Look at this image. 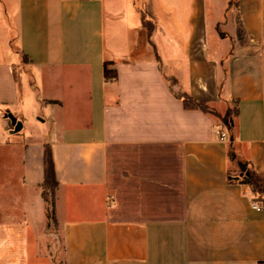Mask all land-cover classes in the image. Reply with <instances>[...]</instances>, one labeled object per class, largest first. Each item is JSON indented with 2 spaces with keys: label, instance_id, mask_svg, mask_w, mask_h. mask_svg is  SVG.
<instances>
[{
  "label": "crops",
  "instance_id": "0c3cea01",
  "mask_svg": "<svg viewBox=\"0 0 264 264\" xmlns=\"http://www.w3.org/2000/svg\"><path fill=\"white\" fill-rule=\"evenodd\" d=\"M225 8L0 0V264H264V0Z\"/></svg>",
  "mask_w": 264,
  "mask_h": 264
},
{
  "label": "trees",
  "instance_id": "16d2710c",
  "mask_svg": "<svg viewBox=\"0 0 264 264\" xmlns=\"http://www.w3.org/2000/svg\"><path fill=\"white\" fill-rule=\"evenodd\" d=\"M142 15L144 17V13H142ZM144 24L147 26V34L150 35L152 29L154 28V22L148 23L147 21H144ZM238 32H240V27H238ZM108 65H109L108 63L104 64V70H103L104 77L108 80L115 79L116 71L115 69L109 68ZM171 80L176 82V79H171ZM175 95L182 99L185 108H200L202 110H208L206 104L195 101L191 96H189L187 93H185L180 89L175 92ZM234 111L236 112V110L234 109H229L227 115L232 114ZM43 158H44V181L41 184L42 194L46 204L47 215L51 219H54V193L57 187V181L55 179L53 161L51 158V151L48 145H45L44 147ZM247 172H248L247 178L245 179V181L251 183L255 191L258 192L261 191V185L259 184L258 180L254 179L249 171Z\"/></svg>",
  "mask_w": 264,
  "mask_h": 264
},
{
  "label": "rangeland",
  "instance_id": "374dc122",
  "mask_svg": "<svg viewBox=\"0 0 264 264\" xmlns=\"http://www.w3.org/2000/svg\"><path fill=\"white\" fill-rule=\"evenodd\" d=\"M221 1H225V9H226V13L229 11V13L231 14V18L233 19L237 12H236V6H237V0H221ZM228 13V14H229ZM227 17V14L225 15V18ZM13 24H11L12 26ZM234 28L233 26L229 25L228 21L222 25V33H227L228 30ZM9 47L10 48H15L14 42L10 41L9 42Z\"/></svg>",
  "mask_w": 264,
  "mask_h": 264
},
{
  "label": "built area",
  "instance_id": "2783aa9c",
  "mask_svg": "<svg viewBox=\"0 0 264 264\" xmlns=\"http://www.w3.org/2000/svg\"><path fill=\"white\" fill-rule=\"evenodd\" d=\"M216 134H217V137H218V139L219 140H221V141H226L227 140V134H226V132L225 131H223V130H221V129H217L216 130ZM242 171V173H244V177H245V179L247 178V168L245 167L243 170H241ZM107 201L108 202H112V197H109L108 199H107ZM251 206L253 207V208H255V209H258V210H260V209H263L264 210V198H253V201H252V203H251Z\"/></svg>",
  "mask_w": 264,
  "mask_h": 264
},
{
  "label": "water",
  "instance_id": "95a60500",
  "mask_svg": "<svg viewBox=\"0 0 264 264\" xmlns=\"http://www.w3.org/2000/svg\"><path fill=\"white\" fill-rule=\"evenodd\" d=\"M9 119L11 120V124L14 126L15 130H19L21 128V122L16 119L11 113L8 114ZM241 170L245 168V165L240 166Z\"/></svg>",
  "mask_w": 264,
  "mask_h": 264
}]
</instances>
